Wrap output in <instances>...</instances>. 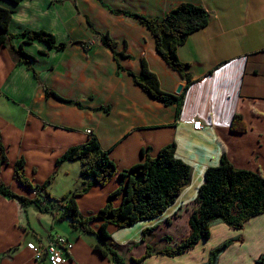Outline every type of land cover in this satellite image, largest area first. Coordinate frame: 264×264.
<instances>
[{"label":"crops","instance_id":"1","mask_svg":"<svg viewBox=\"0 0 264 264\" xmlns=\"http://www.w3.org/2000/svg\"><path fill=\"white\" fill-rule=\"evenodd\" d=\"M182 3L203 6L211 19L178 49L192 76L190 84L158 54L147 27L137 18L116 13L161 20ZM0 6L14 12L12 34L44 30L67 44L64 50L39 41L24 45L34 57L39 78L7 48L0 50V156L7 157L0 183L35 198L15 179L16 163L24 158L31 182L42 185L54 176L49 191L62 199L82 188V165L57 162L91 136L119 172L143 163L146 155L156 158L170 144H176L177 157L191 167L189 185L163 216L126 229L109 226L111 243L125 264L142 259L154 234L162 227L168 233L183 218V210L189 219L206 171L219 166L224 153L236 169L264 175V0H23L19 4L0 0ZM89 23L94 32L115 41L114 50L103 45ZM22 42L15 40L16 45ZM144 61L165 92L184 93L180 114L177 105L165 106L135 84L131 74L141 75ZM45 87L75 104L48 97ZM235 116L247 124L245 133L231 131ZM195 120L202 122V130L193 127ZM119 187L118 176L105 186H94L77 199L80 212L97 213ZM121 203L122 197L115 206ZM45 206L48 211L42 212L0 195V264H52L37 261L28 245L45 248L59 235L73 244L64 264H113L96 249L100 243L95 235L72 230L51 212V203ZM100 225L93 223V230L98 232ZM228 227L214 225L209 240L178 257L157 254L171 247L167 242L140 264H205L211 250L238 237L243 242L229 247L218 264H255L264 255V214L243 229ZM148 228L155 229L143 242ZM234 247L236 252H228Z\"/></svg>","mask_w":264,"mask_h":264},{"label":"trees","instance_id":"2","mask_svg":"<svg viewBox=\"0 0 264 264\" xmlns=\"http://www.w3.org/2000/svg\"><path fill=\"white\" fill-rule=\"evenodd\" d=\"M19 4L23 0H8ZM13 11L0 6V50L7 48L17 59L24 64L37 78L38 72L33 67L34 57L24 50V45L35 41L46 43L53 49L64 50L66 43H58L56 37L47 31L25 30L20 34H12L9 30ZM117 14L137 18L153 34L159 55L175 71L179 72L190 84L192 76L188 72V65L178 56L179 47L183 46L189 37L197 31L207 27L210 23V14L203 7L191 3H182L161 20L151 19L129 12L117 11ZM91 31L94 32L89 23ZM106 47L114 50L116 43L107 34L94 32ZM23 39L19 45L15 40ZM135 84L141 87L152 98L165 106L177 105L178 114L184 104V93L176 95L165 92L160 85L158 76L151 71L148 64L143 62L141 75L131 74ZM188 87V86H187ZM187 89V88H186ZM48 97L65 104H75L59 96L55 91L45 87ZM108 110V109H106ZM231 131L245 133L247 124L241 116H235L231 123ZM2 148V144H0ZM176 144L164 147L156 158L145 156V161L128 171L119 172L109 154L104 151L97 138L90 139L81 145L73 146L58 160V166L64 162H80L82 165L81 177L83 186L66 194L62 199L53 197L49 191L54 176L42 185L31 182L25 173L26 162L20 158L15 167V179L29 191L35 193V198L19 195L8 185L0 183V195L17 200L24 207L35 205L40 211L47 212L45 206L51 203L52 213L59 221H67L72 230H79L87 235H95L100 245L96 246L113 264H125L124 259L115 250L111 243L108 228L110 225L119 229L131 228L134 225L155 220L163 216L175 204L182 191L191 181V167L177 157ZM7 163V157L0 156V169ZM116 176L119 177L120 187L109 195L107 204L97 213L84 216L77 203V199L88 193L94 186H105ZM122 197L120 206L115 201ZM189 219V234L176 247H166L157 252L169 257H178L195 248L201 241L211 238V229L218 223H223L233 229H243L252 218L264 214V175L261 172L236 169L226 153L221 158L220 165L209 168L205 174V182L200 187ZM101 222L98 232L92 224ZM155 228H148L143 232V242ZM169 241V238L166 237ZM243 242L241 237L228 239L210 252L209 260L205 264H218L220 256L233 244ZM155 249L146 244V254L142 259H132L131 264H140L144 258L151 256ZM255 264H264L262 255Z\"/></svg>","mask_w":264,"mask_h":264},{"label":"built area","instance_id":"3","mask_svg":"<svg viewBox=\"0 0 264 264\" xmlns=\"http://www.w3.org/2000/svg\"><path fill=\"white\" fill-rule=\"evenodd\" d=\"M193 127L196 130H202L203 124L200 120L193 121ZM87 134L92 135V131L88 130ZM28 247L34 252L37 261L46 259L52 264H64L66 262L65 253L70 252L73 248V244L67 238L63 236H55L52 242L45 248L37 246L33 243Z\"/></svg>","mask_w":264,"mask_h":264},{"label":"rangeland","instance_id":"4","mask_svg":"<svg viewBox=\"0 0 264 264\" xmlns=\"http://www.w3.org/2000/svg\"><path fill=\"white\" fill-rule=\"evenodd\" d=\"M183 211H184L183 218L178 220L176 224L170 228L171 230L168 233L165 231L166 227H162L154 234V236L150 240V245L154 249L163 248L164 246L167 245V242L171 243L169 245L172 248H176L181 243V240L184 238V236H186V234L189 233L188 216L185 210ZM165 236L169 238V241L165 240ZM237 248L238 247L231 248L228 252H236ZM244 248H248V247H244Z\"/></svg>","mask_w":264,"mask_h":264},{"label":"water","instance_id":"5","mask_svg":"<svg viewBox=\"0 0 264 264\" xmlns=\"http://www.w3.org/2000/svg\"><path fill=\"white\" fill-rule=\"evenodd\" d=\"M181 91H182V87H180V88L178 89L177 94L181 93Z\"/></svg>","mask_w":264,"mask_h":264}]
</instances>
